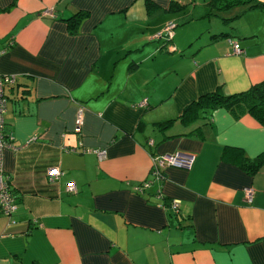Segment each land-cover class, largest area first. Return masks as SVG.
Listing matches in <instances>:
<instances>
[{
	"label": "crops",
	"instance_id": "crops-1",
	"mask_svg": "<svg viewBox=\"0 0 264 264\" xmlns=\"http://www.w3.org/2000/svg\"><path fill=\"white\" fill-rule=\"evenodd\" d=\"M209 2L0 0V73L16 75L0 264H264V125L241 102L185 109L264 79V5L224 21ZM176 150L192 166L152 177V157Z\"/></svg>",
	"mask_w": 264,
	"mask_h": 264
},
{
	"label": "built area",
	"instance_id": "built-area-1",
	"mask_svg": "<svg viewBox=\"0 0 264 264\" xmlns=\"http://www.w3.org/2000/svg\"><path fill=\"white\" fill-rule=\"evenodd\" d=\"M46 13L52 14L51 10H45ZM176 26V22L173 20L168 21L162 30H160L158 33H156V36H165L167 39H170L173 34V29ZM233 50L236 53L241 52L243 49L238 43V41L233 40L232 41ZM170 48H174L173 45L169 44ZM16 75L15 74H3L0 73V210L5 213H12L16 208V203L14 202L13 195L11 193L8 180L3 177V150L6 147H14L11 143V134L5 133V117L4 112L6 109V103H7V95L4 91V85L5 83H11L15 80ZM146 100L143 99L140 104H145ZM84 120V107L79 106L77 109L76 117H75V123H74V130L80 131L81 126L83 124ZM152 140H149L151 142ZM71 149H75V147H72ZM98 156L101 157L104 155V150L100 149L97 150ZM195 159V154L191 151H185V150H176L173 152H163L157 155H154L152 157V163L150 167L149 173L152 177H155L157 179H161L163 177V169L167 166H177L189 169ZM61 170L57 165L51 166L48 169V179L50 181L57 180L61 175ZM148 183V182H147ZM146 184V183H145ZM66 188L68 190H76V185L74 182H68ZM247 197L251 198L252 195V188L247 187L246 188ZM178 200L173 199L171 200V205L174 208H177L178 206Z\"/></svg>",
	"mask_w": 264,
	"mask_h": 264
},
{
	"label": "trees",
	"instance_id": "trees-1",
	"mask_svg": "<svg viewBox=\"0 0 264 264\" xmlns=\"http://www.w3.org/2000/svg\"><path fill=\"white\" fill-rule=\"evenodd\" d=\"M211 13L219 15L224 21L232 19V16H225L221 12L234 8L236 6H243L244 8H250L254 6H262L264 2L261 0H210L209 2ZM85 14L84 11H76L71 16L67 17L66 20L72 31H75L81 17ZM222 15V16H221ZM166 38L164 35L162 36ZM169 44H167V47ZM243 103L246 109L256 117L259 122L264 125V79L253 83L248 89L237 92L235 94H218V92L212 91L203 94L198 99L193 100L186 106V110L194 109L201 104H208L210 106H215L220 103ZM191 111V110H190ZM260 160H258V163ZM257 163V164H258ZM251 165V164H250ZM248 167L249 165L246 164ZM252 166V165H251ZM256 166V164H255ZM32 264H42L39 262H34ZM59 264V263H55Z\"/></svg>",
	"mask_w": 264,
	"mask_h": 264
}]
</instances>
